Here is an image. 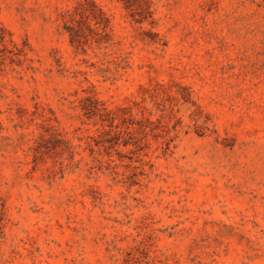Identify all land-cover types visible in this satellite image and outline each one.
<instances>
[{
    "label": "rangeland",
    "instance_id": "rangeland-1",
    "mask_svg": "<svg viewBox=\"0 0 264 264\" xmlns=\"http://www.w3.org/2000/svg\"><path fill=\"white\" fill-rule=\"evenodd\" d=\"M0 264H264V0H0Z\"/></svg>",
    "mask_w": 264,
    "mask_h": 264
}]
</instances>
